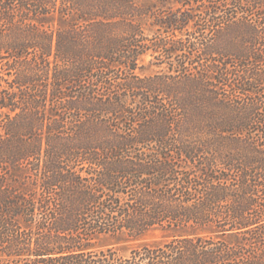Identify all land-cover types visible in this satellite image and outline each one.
I'll return each instance as SVG.
<instances>
[{"label":"trees","instance_id":"1","mask_svg":"<svg viewBox=\"0 0 264 264\" xmlns=\"http://www.w3.org/2000/svg\"><path fill=\"white\" fill-rule=\"evenodd\" d=\"M2 59L0 264H264V0H0Z\"/></svg>","mask_w":264,"mask_h":264},{"label":"rangeland","instance_id":"2","mask_svg":"<svg viewBox=\"0 0 264 264\" xmlns=\"http://www.w3.org/2000/svg\"><path fill=\"white\" fill-rule=\"evenodd\" d=\"M145 32L147 35H151L156 31V26H151L149 23L144 25ZM5 60H0V76L4 77L3 79L10 78V72L6 74ZM141 67L136 69V73L143 75H153L163 71L166 67V64H158L153 56L150 53L145 54L140 60ZM1 79V78H0ZM1 84L5 85V82L1 80ZM168 233L160 228H153L138 237H133L127 235L126 233H105L99 235L94 240V248L96 249H107L113 248L120 255L127 256L130 254L131 250L135 247L141 246L143 244H154L161 243L167 239Z\"/></svg>","mask_w":264,"mask_h":264}]
</instances>
